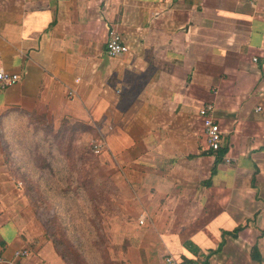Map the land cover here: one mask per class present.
<instances>
[{
  "label": "crops",
  "instance_id": "crops-1",
  "mask_svg": "<svg viewBox=\"0 0 264 264\" xmlns=\"http://www.w3.org/2000/svg\"><path fill=\"white\" fill-rule=\"evenodd\" d=\"M111 27L128 48L115 57ZM263 56L264 0H0V69L19 75L0 91V264H66L7 161L3 135L28 116L87 124L104 141L130 218L110 264H264Z\"/></svg>",
  "mask_w": 264,
  "mask_h": 264
},
{
  "label": "rangeland",
  "instance_id": "rangeland-1",
  "mask_svg": "<svg viewBox=\"0 0 264 264\" xmlns=\"http://www.w3.org/2000/svg\"><path fill=\"white\" fill-rule=\"evenodd\" d=\"M3 137L38 231L64 254L74 252L71 264H110L130 218L114 202V183L95 152L96 128L30 117Z\"/></svg>",
  "mask_w": 264,
  "mask_h": 264
},
{
  "label": "built area",
  "instance_id": "built-area-1",
  "mask_svg": "<svg viewBox=\"0 0 264 264\" xmlns=\"http://www.w3.org/2000/svg\"><path fill=\"white\" fill-rule=\"evenodd\" d=\"M257 0H252L255 3ZM128 48L124 43L121 34L116 28L111 27L108 30L107 40L105 43V54L109 57L119 56L127 52ZM257 57L253 56L252 61L257 62ZM264 60V56H263ZM19 81V75L15 73L7 72L0 69V91L5 90ZM73 92L69 91L68 95H72ZM261 108L257 106L255 111H260ZM214 107L212 104H204L199 110L198 114L202 121V130L206 138L207 148L211 152H216L222 147V133L218 127V124L214 118ZM105 148L104 141L97 139L95 142V152H101ZM226 163H230V158H226ZM29 251L27 249L17 250L15 252L16 257H26ZM165 264H200L198 262L187 263L177 259L176 257L167 254L164 257Z\"/></svg>",
  "mask_w": 264,
  "mask_h": 264
},
{
  "label": "trees",
  "instance_id": "trees-1",
  "mask_svg": "<svg viewBox=\"0 0 264 264\" xmlns=\"http://www.w3.org/2000/svg\"><path fill=\"white\" fill-rule=\"evenodd\" d=\"M32 118V117H41V116H28V117H25V118H23V120H29V118ZM42 118H44V117H42ZM68 120V119H67ZM77 123H80V122H77ZM80 124H82V123H80ZM84 125H87V124H84ZM87 126H89V125H87ZM7 156H8V153H7ZM239 228H236L235 230H234V232H236L237 230H238ZM233 234V233H232ZM54 248H55V250L58 252V254L64 259V261L66 262V264H71V263H75L76 261H77V258H78V256L76 255V254H74V252H72L71 253V255L69 256V255H67V254H64L63 252H61L60 250H58V248H57V242H56V244L54 243ZM256 252H254V257H257L256 255ZM71 258H73L74 259V261H72V259Z\"/></svg>",
  "mask_w": 264,
  "mask_h": 264
}]
</instances>
